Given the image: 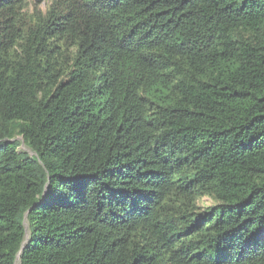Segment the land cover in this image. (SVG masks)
<instances>
[{
	"label": "trees",
	"instance_id": "16d2710c",
	"mask_svg": "<svg viewBox=\"0 0 264 264\" xmlns=\"http://www.w3.org/2000/svg\"><path fill=\"white\" fill-rule=\"evenodd\" d=\"M0 264H264V0H0Z\"/></svg>",
	"mask_w": 264,
	"mask_h": 264
},
{
	"label": "bare ground",
	"instance_id": "6f19581e",
	"mask_svg": "<svg viewBox=\"0 0 264 264\" xmlns=\"http://www.w3.org/2000/svg\"><path fill=\"white\" fill-rule=\"evenodd\" d=\"M18 257V256H17Z\"/></svg>",
	"mask_w": 264,
	"mask_h": 264
},
{
	"label": "rangeland",
	"instance_id": "374dc122",
	"mask_svg": "<svg viewBox=\"0 0 264 264\" xmlns=\"http://www.w3.org/2000/svg\"><path fill=\"white\" fill-rule=\"evenodd\" d=\"M23 148V147H22Z\"/></svg>",
	"mask_w": 264,
	"mask_h": 264
}]
</instances>
